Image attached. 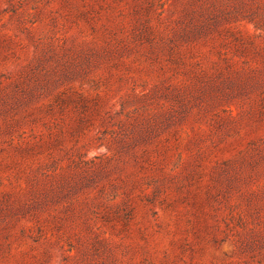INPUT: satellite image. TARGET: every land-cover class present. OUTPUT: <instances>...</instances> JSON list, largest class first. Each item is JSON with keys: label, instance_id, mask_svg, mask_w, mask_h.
<instances>
[{"label": "rangeland", "instance_id": "obj_1", "mask_svg": "<svg viewBox=\"0 0 264 264\" xmlns=\"http://www.w3.org/2000/svg\"><path fill=\"white\" fill-rule=\"evenodd\" d=\"M0 264H264V0H0Z\"/></svg>", "mask_w": 264, "mask_h": 264}]
</instances>
